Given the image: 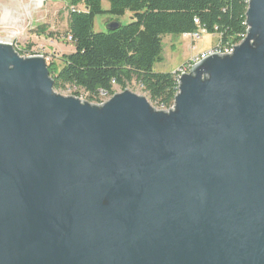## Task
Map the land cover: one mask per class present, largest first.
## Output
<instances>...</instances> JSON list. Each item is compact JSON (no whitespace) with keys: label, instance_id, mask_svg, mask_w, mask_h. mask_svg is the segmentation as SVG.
Returning <instances> with one entry per match:
<instances>
[{"label":"water","instance_id":"95a60500","mask_svg":"<svg viewBox=\"0 0 264 264\" xmlns=\"http://www.w3.org/2000/svg\"><path fill=\"white\" fill-rule=\"evenodd\" d=\"M245 25L168 111L60 96L0 43V264H264V0Z\"/></svg>","mask_w":264,"mask_h":264},{"label":"trees","instance_id":"16d2710c","mask_svg":"<svg viewBox=\"0 0 264 264\" xmlns=\"http://www.w3.org/2000/svg\"><path fill=\"white\" fill-rule=\"evenodd\" d=\"M67 36L74 52L59 58L61 67L47 65L54 91L73 88L99 102L100 94L112 97L113 89L137 85L154 109L168 111L177 93L174 74L156 73L162 61V38L183 36L203 28L218 37V44L238 45L246 34L247 0H64ZM108 5L103 10L102 4ZM130 14V23L112 32H95L94 19ZM117 22V21H116ZM38 36L53 39L46 27ZM40 55V54H39ZM20 56V55H19Z\"/></svg>","mask_w":264,"mask_h":264},{"label":"rangeland","instance_id":"374dc122","mask_svg":"<svg viewBox=\"0 0 264 264\" xmlns=\"http://www.w3.org/2000/svg\"><path fill=\"white\" fill-rule=\"evenodd\" d=\"M107 8L108 5L105 3L104 9L107 10ZM67 19L64 0H47L42 6H38L36 0H0V43L10 45L23 58L40 54L45 59L46 65L54 63L57 68H60L59 58L74 52V47L67 36ZM108 20L110 18L106 15L95 17L94 31L105 32L107 27L105 21ZM111 20L110 22L117 21L118 24L125 26L130 23V14L126 13L122 17L111 18ZM39 27H46L48 33H53V39L38 36L36 30ZM217 40L218 37L215 35H203L195 43L181 36H164L162 38V61L154 64L153 71L156 73L175 72L186 58L191 59L192 56H198L200 51L212 48ZM126 90L147 99V96L135 84H131ZM113 91L115 94L123 92L116 87ZM54 92L63 97L77 98L90 105H100L111 98L100 94L99 102H88L87 96L83 93L75 97L76 91L73 88ZM149 104L154 108L151 103Z\"/></svg>","mask_w":264,"mask_h":264},{"label":"built area","instance_id":"2783aa9c","mask_svg":"<svg viewBox=\"0 0 264 264\" xmlns=\"http://www.w3.org/2000/svg\"><path fill=\"white\" fill-rule=\"evenodd\" d=\"M46 1L47 0H36V3L39 6H42L43 3L46 2ZM203 35H206L205 30L203 28H199V30L197 32L191 33V34H188V35H185L184 37L190 39L193 43H195V42L199 41L200 38ZM235 46L236 45H223V46H221L220 44L217 43L213 48H211L209 51L205 52L204 54L198 55V56L190 59L189 61H187L186 63H184L183 65H181L173 73L174 76H175L176 84L178 85L179 79L181 78V75L182 74H188L190 72V69L192 68V66L195 65V64H197L198 62H200L206 56L212 55V54H218V55H226V54L229 55V54H232L233 53V48ZM101 104H103V103H101Z\"/></svg>","mask_w":264,"mask_h":264},{"label":"crops","instance_id":"0c3cea01","mask_svg":"<svg viewBox=\"0 0 264 264\" xmlns=\"http://www.w3.org/2000/svg\"><path fill=\"white\" fill-rule=\"evenodd\" d=\"M104 4H105V3L102 4V8H103V10H105V9H104ZM107 10H108V8H107ZM105 11H106V10H105ZM108 21H109V20H108ZM108 21H105V23L108 22ZM110 23H111V22H110ZM110 23H109V24H110ZM109 24H108V25H109ZM108 25H107V26H108ZM184 36H185V35H183V36H181V37H182L183 39H186V37H184ZM217 43H218V40H217L216 44H217ZM216 44H215V45H216ZM215 45H214V46H215ZM214 46H213V47H214ZM213 47H212V48H213ZM210 49H211V48H210ZM210 49L202 50V51H200L197 55H199L200 53H203V52L209 51ZM192 58H194V56H192ZM192 58H191V59H192ZM189 60H190V59H187V58H186V59L184 60V62H183L181 65H183L184 63H186V62L189 61ZM179 67H180V66H179ZM173 73H174V72H171V74H173Z\"/></svg>","mask_w":264,"mask_h":264},{"label":"bare ground","instance_id":"6f19581e","mask_svg":"<svg viewBox=\"0 0 264 264\" xmlns=\"http://www.w3.org/2000/svg\"><path fill=\"white\" fill-rule=\"evenodd\" d=\"M39 6V5H38ZM39 56H41V55H39Z\"/></svg>","mask_w":264,"mask_h":264}]
</instances>
